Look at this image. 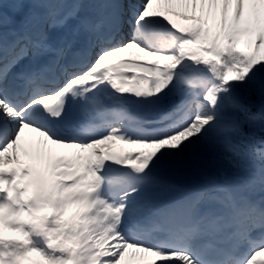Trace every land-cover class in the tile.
I'll return each instance as SVG.
<instances>
[{
	"label": "snow or ice",
	"instance_id": "6c2138e0",
	"mask_svg": "<svg viewBox=\"0 0 264 264\" xmlns=\"http://www.w3.org/2000/svg\"><path fill=\"white\" fill-rule=\"evenodd\" d=\"M0 264H264V0H0Z\"/></svg>",
	"mask_w": 264,
	"mask_h": 264
},
{
	"label": "bare ground",
	"instance_id": "6f19581e",
	"mask_svg": "<svg viewBox=\"0 0 264 264\" xmlns=\"http://www.w3.org/2000/svg\"><path fill=\"white\" fill-rule=\"evenodd\" d=\"M120 147H130V146H127V145H123V146H122V145H121V146L117 147L116 150H118ZM36 150H37L36 147H30V148L27 149V151L30 152V153H32L33 156L35 155ZM22 156H23V153H22ZM28 159H31V157H29Z\"/></svg>",
	"mask_w": 264,
	"mask_h": 264
},
{
	"label": "rangeland",
	"instance_id": "374dc122",
	"mask_svg": "<svg viewBox=\"0 0 264 264\" xmlns=\"http://www.w3.org/2000/svg\"><path fill=\"white\" fill-rule=\"evenodd\" d=\"M185 23H187V22H185Z\"/></svg>",
	"mask_w": 264,
	"mask_h": 264
}]
</instances>
